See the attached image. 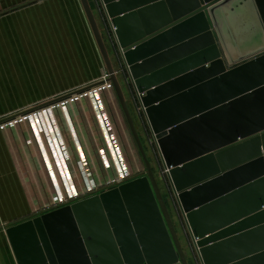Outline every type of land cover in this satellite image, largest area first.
<instances>
[{"label":"water","instance_id":"1","mask_svg":"<svg viewBox=\"0 0 264 264\" xmlns=\"http://www.w3.org/2000/svg\"><path fill=\"white\" fill-rule=\"evenodd\" d=\"M146 171L6 228L18 264H190L89 0ZM195 264H264V0H98ZM128 76V78H126Z\"/></svg>","mask_w":264,"mask_h":264},{"label":"crops","instance_id":"2","mask_svg":"<svg viewBox=\"0 0 264 264\" xmlns=\"http://www.w3.org/2000/svg\"><path fill=\"white\" fill-rule=\"evenodd\" d=\"M89 2L92 4L91 6L94 4V13L95 11L99 13L98 16L95 14L98 25L101 32H103L102 25L105 29L104 40H106V43H110V45L107 44L109 54H111V50L115 54V59H112V62L115 69H118L117 48L111 41L110 31L105 23L104 16L99 10L96 0H89ZM105 70L107 69L104 59L80 0H0V264H18L6 235V228L42 213H34L35 207L30 195L31 192L29 193L31 187L27 185V180L24 176L22 177L19 171V165H23L25 169L23 175L29 177V172L31 174L27 165L29 161H26L25 157L23 160L24 155L18 154L17 143L19 141L17 138H21L23 142L24 138L12 134L9 126L16 121V118L12 122L9 121V123L4 122V120L25 109L48 104L50 101L67 94L91 86H93L92 88L100 87L101 92H96V103L88 100L84 101L86 104L85 112L83 108L78 106V103L72 104L70 108L66 106L56 109L54 113L48 110V114L43 117L48 125L45 130L49 132L54 130L56 136H60L59 130L63 132V134L61 133L62 137L58 138V144L63 143L62 148L59 144V148L63 157V165L69 174L72 167H70L66 158L68 156L73 158V164L78 166V157L72 153L66 156L64 142L69 139V136L66 123L59 116V111L63 112L69 109L70 114L74 117L76 125L74 124V130L70 128V131L75 135V139L79 141L78 154L82 160L92 154V152L91 154L87 152L86 147L81 146L80 140L81 136L83 137V132L88 137L87 141L98 143L97 149H94L97 151V156L100 153L102 156L105 155V158L113 157V141L118 140L117 136L120 140L125 141L124 138L127 132L116 103L114 102V107L111 108V110L115 109L113 114H110L105 107L108 102L106 103L104 98L110 100V92L104 90L102 84L96 85L100 83V77ZM125 85L132 95L126 82ZM59 104L64 106L62 102ZM45 107H42L40 111ZM71 109H75V112L74 110L72 112ZM53 114H57V117ZM115 115L117 124L119 121L121 126V131L117 134L113 133V128L109 123V117L112 116L111 122L113 124L114 121L116 125ZM57 120L59 126L55 125ZM32 123L36 124L38 133L42 134L44 124L42 118L28 119L25 126L28 127V124L32 126ZM87 123H90V134L86 133L85 124ZM6 126L9 127L6 128ZM77 126L79 129L75 128ZM28 134L31 135L29 129ZM70 134L72 133L70 132ZM33 135L37 136V132L34 131ZM37 147L39 151L43 152L39 157L43 161L42 164L48 165L47 156L44 155L45 150L42 145L40 147L38 144ZM67 147L68 149L71 148L68 141ZM29 156L31 157L32 154ZM26 157L28 156L26 155ZM72 161L70 160V162ZM29 166H32V164H29ZM42 178L45 181L43 176ZM35 184L37 186L38 184L43 185L40 180L37 183L35 181ZM80 184L73 185L74 191L69 195L75 197L86 194L89 189L96 188L88 183H84L83 186ZM86 196L73 199L70 197L56 206L70 204Z\"/></svg>","mask_w":264,"mask_h":264},{"label":"rangeland","instance_id":"3","mask_svg":"<svg viewBox=\"0 0 264 264\" xmlns=\"http://www.w3.org/2000/svg\"><path fill=\"white\" fill-rule=\"evenodd\" d=\"M92 8L93 10L95 9L94 4ZM95 14L98 16L99 13L95 11ZM102 30H103L102 35L103 37H105V32H104L105 29L103 25H102ZM107 44L110 45L109 42ZM110 53H111L110 56L112 55L111 60L115 59V54L112 52V50L110 51ZM116 58H117V55H116ZM118 76L119 78H121V85H122L123 91L127 99L128 107L134 119L137 131L142 140V143L145 148L148 159L157 176L161 191L164 197L168 200L172 219L175 224V228L178 233L182 247L187 255L188 262L190 264H195L194 263L196 260L195 256L191 253L192 248L190 244L191 242L190 236L186 232L183 222L181 221V216L178 213L177 205L176 203H174L175 201L169 195V182L166 177V174L163 173L164 171H163V167L160 162L158 151L154 143L150 141V138L148 136V132H147L148 125L142 120L141 115L137 111L136 103L132 99L131 93H129L128 88L125 85V82L122 80V76L120 74H118ZM92 87L93 86L86 88V89H82L81 91L75 92V94L62 96L61 98L50 101L48 104H44L41 106L38 105V106L33 107L32 109H27V110L25 109L21 111L20 113H18L17 115L13 117H9L4 120V122L9 123V121L12 122V120L16 118L15 119L16 121L9 125L11 129V133L15 135H19L24 138V142L23 140H21V138H17L19 141L17 143L18 154L20 155L22 154V156L24 155L23 160L25 157V160L29 161V164H32V166H29V164L27 163L28 169L31 171V174L29 172V177L27 175H23V173L25 172L23 165H19V171L22 177L24 176L25 179L27 180V185L31 187V191L29 189V193L31 192L30 195L33 199V203L35 207L34 213L45 212L50 209L59 207L56 205H59L65 199L67 200L70 197L73 199V198L80 197V196H86L96 191L105 190V188L109 186H113L114 184H117V183L120 184L124 181L130 180L140 174L145 173L146 171L145 162L143 161L142 156L138 150V147L136 146V143L132 135L130 134L129 126L126 122L125 116L121 109L116 93H110L111 94V97L109 98L110 100H107L104 98L106 103L108 102L105 105V107L106 109L109 110L110 114H113V111H115V109L111 110V108H113L114 104L116 103V105L118 106V111L124 120L123 123H124L125 131L127 132L128 135L125 134V138H124L126 139L125 141L120 140L118 136H117L118 140L113 141V146H114V156L113 157L105 158V155L102 156L100 153H98V156H97V151L94 149L95 148L97 149L98 143L94 141L93 143H91V141H87L88 137H86L84 135V132L82 131L83 137L81 136V140H80L81 146L86 147L88 149L87 152L89 154H91L92 152L90 157L86 156V159L83 158L82 160L80 158V155L78 154L79 141L75 139L74 137L75 135H73V132L70 131V128L74 130V124L76 125L74 117L70 114L69 109H66L63 112L59 111V116L63 118L64 122L66 123L67 134L69 136V139H66V140L68 141V145L71 146V148L68 149L67 141L64 142L65 144L64 149L66 151L65 152L66 156H68L69 153H72L74 155L76 154L78 157L77 159L78 166H75L76 164H73V161H72L73 158H69V156L66 158L67 162L70 164V167H72L70 169L72 174L71 173L69 174V172L66 170L65 166L63 165V159H62L63 157L61 156L62 153L59 148V144L61 145V148H62L63 143L61 144L60 142L58 144V138L62 137L63 132L59 130L58 133L60 136H56L54 130H52V132L46 131L45 127H47L48 125L45 123V120L43 117L44 115L48 114L47 112L48 110H50L51 113H54L56 109H60L61 107H66V106L70 108L71 105L74 103H78V106L83 108L85 112L86 104L84 101L88 100V101H91L92 103H96L95 96H97V93L100 92L98 91L97 93L95 92L94 94L89 93ZM85 91H87V94H84ZM80 93H83V94H80ZM61 101H63V103L66 105L60 106L59 103ZM44 106L46 107L43 108L42 111H40L39 109H41ZM73 110L75 112V109H71L72 112ZM32 112H33V116H32ZM53 115L57 117L56 116L57 114H53ZM36 117H39L40 119L42 118L44 122V124L42 123L43 131H44V132L41 131L42 134L38 133V131L36 130V124L34 123H32V126H30L29 124H28V127L25 126L28 123V119H31V118L33 119ZM65 117L67 120L65 119ZM111 118L112 116L109 117V123L111 124V128H113V133L117 134V132L121 131L120 122L118 121V124H117L116 115H115L114 120L116 121V125L114 124V121L112 124ZM18 121L19 123H17ZM58 123H59L58 120L55 121L56 126L57 125L59 126ZM8 127L6 126V128ZM85 127L87 128V129L85 128L87 131L86 133L90 134L91 133L89 130L90 123L85 124ZM75 128L79 129L78 126ZM28 129L31 135L28 134ZM34 131L37 132V136L33 135ZM70 132L72 134H70ZM38 144L40 147L42 145L43 149L45 150L44 155L47 156L46 158L48 162V165L46 166L42 164L43 161L42 159L39 158L41 157V153L43 152L39 151L37 147ZM122 145H123L124 150L122 149ZM31 154L32 156L30 157L29 155ZM26 155L28 157H26ZM70 160L72 162H70ZM140 162H141V165H140ZM42 176L45 178V181L43 180ZM38 180H40L43 183V185L38 184L37 186L35 184V181L37 183ZM84 183H88L92 187H96V188L89 189L88 192H86V194L78 195L75 197H72L73 195H69L72 191H74L73 185L80 184L83 186ZM68 195L70 196L69 198H68Z\"/></svg>","mask_w":264,"mask_h":264},{"label":"built area","instance_id":"4","mask_svg":"<svg viewBox=\"0 0 264 264\" xmlns=\"http://www.w3.org/2000/svg\"><path fill=\"white\" fill-rule=\"evenodd\" d=\"M97 1V4H98V6H99V10H100V4L98 3V0H96ZM109 28V27H108ZM109 31H110V36H111V41L113 42V44L115 43V37H114V35H113V32L115 31V27H112V29H110L109 28ZM123 68L121 67H119L118 69H116V72H117V74H120V75H122L123 74ZM108 77H109V73L107 72V70H105V72L102 74V76L100 77V83H97V85H99V84H102L103 85V87H104V90H108L110 93H115L114 92V87H113V84H112V82H110V81H108L107 79H108ZM126 78H128V76L126 77ZM125 80V82L127 83V85L130 87V82H129V80L128 79H124ZM100 88V87H99ZM99 88H92L90 91H89V93H95V92H98V91H100L101 92V90L99 89ZM131 90V89H130ZM132 91V90H131ZM72 94H75V92L74 93H72ZM80 94H83V93H80ZM84 94H87V91H85L84 92ZM67 95H71V94H67ZM66 95V96H67ZM142 95H144V93L142 94V93H137L136 95H134V97L132 96V98H133V100H134V102L136 103V107H137V111L139 112V114L141 115V118H142V120L144 121V122H146V120H145V118H144V115H143V113H144V111H145V107L143 106V104L140 102V100H141V97H142ZM62 103H63V101H61ZM63 105H65V104H63ZM40 110V109H39ZM35 113V112H34ZM146 124H147V122H146ZM148 136H149V138H150V141H152L153 143H154V145H155V147H156V143H155V141H156V139L154 138V135L151 133V131H150V129H149V126H148ZM157 149V148H156ZM158 151V150H157ZM163 173H165L166 174V171L167 170H165L164 168H163ZM185 229H186V227H185ZM186 231H187V229H186ZM188 232V231H187Z\"/></svg>","mask_w":264,"mask_h":264},{"label":"trees","instance_id":"5","mask_svg":"<svg viewBox=\"0 0 264 264\" xmlns=\"http://www.w3.org/2000/svg\"><path fill=\"white\" fill-rule=\"evenodd\" d=\"M166 199V198H165ZM167 200V199H166Z\"/></svg>","mask_w":264,"mask_h":264}]
</instances>
